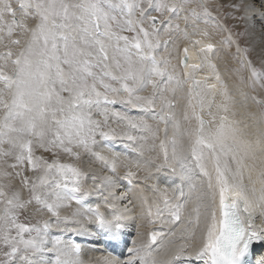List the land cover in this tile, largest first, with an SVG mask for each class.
Masks as SVG:
<instances>
[{
  "label": "snow or ice",
  "instance_id": "1",
  "mask_svg": "<svg viewBox=\"0 0 264 264\" xmlns=\"http://www.w3.org/2000/svg\"><path fill=\"white\" fill-rule=\"evenodd\" d=\"M215 12L207 0H0V264H264V225L256 224L264 217V99L242 92L259 116L235 118L234 98L216 73L220 87L195 93L182 127L167 95L181 83L172 64L181 41L178 63L193 89L205 64L215 72L216 31L235 44L248 87L264 89V70L239 42L257 23L264 31V0H231ZM188 45L200 63H188ZM145 116L171 123L172 135L165 127L159 139ZM138 132L159 139V151ZM63 157H87L90 166ZM197 177L203 190L194 196ZM136 207L158 227L146 242L133 241L125 260L98 248L85 259L80 243L62 239L98 232L119 241ZM31 211L49 218L31 223ZM53 227L59 235L48 247Z\"/></svg>",
  "mask_w": 264,
  "mask_h": 264
},
{
  "label": "rangeland",
  "instance_id": "2",
  "mask_svg": "<svg viewBox=\"0 0 264 264\" xmlns=\"http://www.w3.org/2000/svg\"><path fill=\"white\" fill-rule=\"evenodd\" d=\"M230 2H231V0H207V3L213 9L214 15L217 14L215 12V6L217 4H225L226 5V4L230 3ZM226 10L227 9H224V8H222L220 10L219 15L221 16L222 22H223V13ZM153 14H155V13H153ZM228 23L231 24L232 22L231 21H228ZM201 26H203V25H201ZM239 30L242 31L243 30V27H241ZM233 31L235 32V31H237V29H233ZM258 34L259 33H257L256 34L257 36H255V37H253L254 35L252 33L250 35H246V36H244L242 38H239V42H240L241 47H247L249 49V51H248V58L252 61L253 65L257 69L264 70V60H263L264 58H262V59L259 58V57H261V56H259L260 55V48L259 49L256 48L257 47L256 42L257 41H260V39H261L260 35H258ZM226 36H227V33L226 32H219V31H216L214 33V35H213V38H215L216 40L223 41V44H224L225 48L229 51V53L231 55V56L229 55V57H228L229 60H224L223 61L224 63L222 62V60H218L219 63L218 62L217 63H218V65L221 63V65L219 67L223 69V70L221 69V73H222L223 77L226 80L229 79V78H231V76L233 75V76H235V78H237L241 82V77H244V82L243 83H240L241 86L239 88L236 87L233 83L230 84V82L228 80H227V87L229 88L230 93L233 96L234 101H235L234 109H235V111L237 113V116L235 118L247 120V114L248 113H256L257 116H259V108L257 107V105L250 98L246 99L244 96L241 95V93L242 92H248L251 95H255L258 99H264V89H260V88L257 87V89L255 91H252L248 87L249 81H248L247 78L249 77L250 74H249L248 70L240 64V62H239L240 57L236 53V46H235V44H231L230 45V44L224 42V39H225ZM258 37L260 38L259 40H258ZM233 38L234 39H237L235 36ZM253 49H255V50H253ZM214 53H215V51H214ZM159 54H163V49H161V52L158 53V55ZM173 86H174V84H170L169 85V87H173ZM161 87H163V84L161 85ZM238 89L241 92H237ZM151 91H152V88L149 85V90H148V88H146L141 94L142 95H148V94L151 93ZM169 98H172V96L169 97ZM117 106H119V105H117ZM145 117H147V116H145ZM148 120H150V123H153V124H156L159 121L158 119H152V118H148ZM113 126L115 127L116 125L113 124ZM154 126L156 127V125H153V127ZM251 130L253 131L255 129L253 128ZM133 134L134 135H137V136H141V134H145V135L148 136L150 134L149 135L150 139L148 141L147 147H151L153 145V143H155L156 150L159 151V141H158V139L155 140V141H153L151 139V135H152L151 133L148 134L146 132H140L139 134H136V133H133ZM163 135H164V133H163ZM136 146L139 147L138 144ZM133 147H135V146H133ZM37 154L39 155L40 153L38 152ZM151 154L152 155H155V152H153ZM63 159L65 160V162L78 163L81 167H84V168H87V167L90 166L87 157H83L81 161H70L68 157H63ZM85 159H87V160H85ZM129 159H132V157H130ZM135 159H137V158L134 155V157H133L132 160H135ZM86 161H88V162H86ZM121 171H123V170H121ZM29 175H31V173H29ZM5 182H7V181H5ZM87 182H86V186L88 185ZM245 182L246 183L248 182L247 179H246ZM90 183H91V181H90ZM176 183H179V180ZM13 184L16 185V186H18V178L15 181H13ZM150 194L151 193L149 192V195ZM23 195H24L25 198H27V191H25L23 193ZM73 207H75V205ZM66 210H62V211H65L66 213L63 214L64 212L61 211V214L62 215H66V214L70 213V211H69L70 209H66ZM134 211H135V214H138L139 215V207H136L134 209ZM128 217L129 218H128V220H126L125 223L129 224V225H127L128 229H132L135 232L134 238H131L130 239L131 243L133 241H136L137 244H141V243L146 242L147 241V234L150 231V228L151 227H158V226H150L146 221H142V220L134 221V223H136V224H133L132 222H130V221H132L134 219L133 218V213H132V215H128ZM48 218H49L48 217V214L47 213H43V212L37 213L35 211H31L29 214H27V219L31 223H36L37 221H43V220L48 219ZM21 219H24V216H22ZM90 229L93 230L92 228H90ZM54 231H58V229H56L55 227H53L49 231L50 234H48L47 237L44 236V239L47 241V245L52 246V242L54 241L52 239L53 234H54ZM64 241H66V240H64ZM85 246L83 247V245H82V251H83L82 253H84V255H82L83 256L82 258H85L86 259L88 257H93L94 256L93 253L95 254L96 252L95 251H91V250H85ZM104 253L107 254V253H110V252H104ZM96 254H99L100 255L101 253L100 252H97ZM111 254L116 257V255H114L113 253H111ZM117 258L118 259H121V256H118ZM50 259H52V258L50 257Z\"/></svg>",
  "mask_w": 264,
  "mask_h": 264
},
{
  "label": "bare ground",
  "instance_id": "3",
  "mask_svg": "<svg viewBox=\"0 0 264 264\" xmlns=\"http://www.w3.org/2000/svg\"><path fill=\"white\" fill-rule=\"evenodd\" d=\"M257 4H259V0H257ZM184 25H183V21H181V27H183ZM251 33L254 35L253 37H255V36H257L256 34L257 33H259L258 35H260V37H261V39L258 37V40L260 39V41H257L256 42V45H257V49H259L260 48V55L259 56H261V57H259L260 59H262V58H264V31H262V29H261V27H260V25H259V23H257L256 24V27L251 31ZM212 42L213 43H215L216 44V50H215V53H212V54H210V59H211V61H212V63H214L215 65H216V69H215V72L213 71V69H211L210 67H208L207 66V64H205V66L202 68V69H200V70H198V71H196L195 73H194V76H195V79L196 80H199V81H201V83H200V85H199V87L198 88H195V89H193L192 88V81L191 80H188L186 77H184L183 76V73L186 71L182 66H180L179 65V63H178V61H179V59L181 58V56H182V49H183V47L185 46V43L186 42H184V41H181L180 42V48H181V53H180V55L179 56H175V57H173L172 58V64H174V65H177V68H176V74H177V76L180 78V80H181V83H180V85H179V87H178V89H177V92H176V94H175V96L173 97L172 96V94L171 93H168L167 95H169V97H171L172 96V98H174L176 101H177V104H178V106L174 109V111H175V115H176V119L177 120H179V121H181V124H182V127H185L186 125L184 124V121H183V116H184V112H185V110H186V108H187V105H188V102H189V100L191 99V101H192V103L195 105L196 104V99H195V93L197 92V91H200L202 94H207V92H208V89H207V87H206V85L207 84H217V81H216V79H215V74L216 73H218L219 75H220V78H221V80L227 85V80L230 82V84H234L236 87H240L241 85H240V81L237 79V78H235V76H231V78H229V79H225L224 77H223V75H222V73H221V69L222 68H220L219 66L221 65V63L218 65V60H222V62L224 61V60H229V55H230V53H229V51L225 48V46H224V44H223V41H221V40H216L215 38H213V36H212ZM253 39V38H252ZM255 39V38H254ZM257 40V39H256ZM188 47H189V55L191 56V59L188 61V63L189 64H194V63H200V60L199 59H197V57H196V55H195V52H196V50L195 49H193L192 47H191V45H188ZM253 50H255V49H253ZM259 52V51H258ZM258 54V53H257ZM231 56V55H230ZM264 60V59H263ZM218 62V63H217ZM224 63V62H223ZM223 67V66H222ZM223 70V69H222ZM224 72V71H223ZM229 75V74H228ZM227 75V76H228ZM226 77V76H225ZM173 87H176V85L174 84V86ZM220 87V85L219 84H217V88H219ZM232 87V86H231ZM235 89V88H234ZM241 89V88H240ZM148 90H149V87H148ZM237 92H241L239 89H238V91ZM146 93V92H145ZM210 98V96H207L206 95V103H207V99H209ZM222 99V97L219 95V94H217L216 95V97H215V100H216V103L218 104L219 102H220V100ZM197 110H199L198 108H197ZM213 111H216V108H215V106H213V109H212ZM134 112V111H133ZM131 115H135V113H130ZM204 115H205V119H208V116H207V109H205V112H204ZM135 116H143V114H139V115H135ZM148 118H151V117H145V119H147L148 120ZM148 122L150 123V120H148ZM150 124H152V125H158L159 126V129L161 130L160 131V133L158 134L159 135V139H164V135H163V128H165V127H167V129H168V135H169V133L170 134H172L173 133V126H172V124L171 123H169V124H167V125H165L163 122H160V121H158L156 124H153V123H150ZM153 128H155V126L153 127ZM252 131V130H251ZM255 130H253V132H254ZM149 134V133H148ZM142 135H145V134H141V136ZM150 135V134H149ZM148 135V136H149ZM163 135V136H162ZM159 139H158V141H159ZM184 145H185V152H187V147H188V145H187V138L185 137L184 138ZM134 146V145H133ZM171 150V149H170ZM123 154H126V153H123ZM148 153H146V155H147ZM135 155V154H134ZM134 155L133 154H127L126 156L128 157V158H130V157H132V159H133V157H134ZM152 155V154H151ZM137 158V157H136ZM85 160H87V159H85ZM65 161V160H64ZM86 162H88V161H86ZM85 163V162H84ZM78 164V163H77ZM92 166H94V165H92ZM202 178L201 177H197V178H195L194 179V181L193 182H196L197 183V189H196V192H194L193 193V195L195 196V195H197L200 191H202L203 190V188L201 187V185L199 184V181L201 180ZM178 181V180H177ZM176 181V182H177ZM149 183H152L153 181H148ZM88 184H90V180L87 182ZM257 188H259L260 187V185H259V183H257ZM187 187V186H186ZM121 190H123V189H121ZM148 194H149V192H148ZM74 206V205H73ZM66 210V209H65ZM67 211V210H66ZM69 211H71V209L69 210ZM68 211V212H69ZM62 212H64L63 214H65L66 212L65 211H62ZM132 213H133V220L132 221H130V222H132L133 224H136V223H134V221H139V220H141L140 218H139V215L138 214H135V211L133 210V211H131V212H129L128 213V215H132ZM62 215V214H61ZM132 219V218H131ZM128 220V219H127ZM256 224L257 225H261V224H264V217H257V219H256ZM127 225H129V224H127ZM48 234H50V232H48L45 236L47 237V235ZM125 234V229L123 230V232H122V234H121V236L122 235H124ZM135 235V234H134ZM63 240H66L65 238H62ZM91 239L92 238H90L89 239V243H87L86 244V246H85V250H90V249H92V248H97V246H96V244H94V243H92L91 242ZM140 240V239H139ZM67 241V240H66ZM65 241V242H66ZM177 243H179V241H177ZM48 247H51L50 245H47ZM118 249L119 248H121V244L120 243H118L117 244V246H116ZM127 247L128 248H130V247H133V244L131 243V241L130 240H128V242H127ZM128 248H126V247H124L123 249H121V259L120 260H125V259H127V257H129V256H126L125 255V250H127ZM84 250V251H85ZM83 252V251H82ZM88 252V251H87ZM104 252H106V251H104ZM122 252H124V254L122 253ZM97 253V252H96ZM94 254L93 253V255L94 256H98L99 254ZM110 253H112V252H110ZM82 255H84V253H82ZM258 256H259V253H257V258H258ZM83 257V256H82ZM47 259H50V257L49 258H47Z\"/></svg>",
  "mask_w": 264,
  "mask_h": 264
},
{
  "label": "water",
  "instance_id": "4",
  "mask_svg": "<svg viewBox=\"0 0 264 264\" xmlns=\"http://www.w3.org/2000/svg\"><path fill=\"white\" fill-rule=\"evenodd\" d=\"M182 57V56H181Z\"/></svg>",
  "mask_w": 264,
  "mask_h": 264
}]
</instances>
